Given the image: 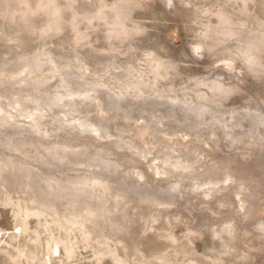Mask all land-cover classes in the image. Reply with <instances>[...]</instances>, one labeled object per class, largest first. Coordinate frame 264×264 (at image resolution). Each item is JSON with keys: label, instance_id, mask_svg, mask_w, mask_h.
<instances>
[{"label": "rangeland", "instance_id": "374dc122", "mask_svg": "<svg viewBox=\"0 0 264 264\" xmlns=\"http://www.w3.org/2000/svg\"><path fill=\"white\" fill-rule=\"evenodd\" d=\"M0 264H264V0H0Z\"/></svg>", "mask_w": 264, "mask_h": 264}]
</instances>
